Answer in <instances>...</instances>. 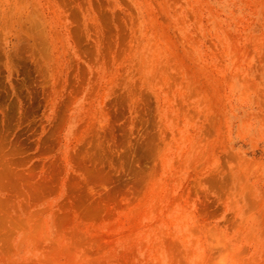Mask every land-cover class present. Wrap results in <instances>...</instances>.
Instances as JSON below:
<instances>
[{
  "label": "rangeland",
  "instance_id": "374dc122",
  "mask_svg": "<svg viewBox=\"0 0 264 264\" xmlns=\"http://www.w3.org/2000/svg\"><path fill=\"white\" fill-rule=\"evenodd\" d=\"M0 264H264V0H0Z\"/></svg>",
  "mask_w": 264,
  "mask_h": 264
}]
</instances>
